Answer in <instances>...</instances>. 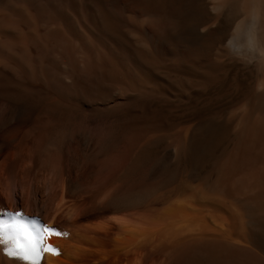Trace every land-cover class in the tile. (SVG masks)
Instances as JSON below:
<instances>
[{
  "label": "bare ground",
  "instance_id": "bare-ground-1",
  "mask_svg": "<svg viewBox=\"0 0 264 264\" xmlns=\"http://www.w3.org/2000/svg\"><path fill=\"white\" fill-rule=\"evenodd\" d=\"M195 3L0 0V224L27 229L4 233L0 264H264V0ZM213 51L250 81L169 142L189 177L108 185L156 176L134 174V135L110 148L111 118L157 126L151 104L185 96L179 75L210 81ZM44 227L59 235L25 259Z\"/></svg>",
  "mask_w": 264,
  "mask_h": 264
},
{
  "label": "rangeland",
  "instance_id": "rangeland-1",
  "mask_svg": "<svg viewBox=\"0 0 264 264\" xmlns=\"http://www.w3.org/2000/svg\"><path fill=\"white\" fill-rule=\"evenodd\" d=\"M193 1L196 2L197 5L198 4L201 5L202 1H204V0H198V1L193 0ZM207 17L208 16L206 15L205 19H208ZM209 18H210V16H209ZM222 18L223 17H220L217 20V22H216L215 33H218L219 31L224 30V28L226 26L225 20H224V18L223 19ZM213 52L214 53L213 54L211 53L210 58L211 57L213 58V59L211 58V62H212L211 66H212V68H214V70L210 67L211 71H209V74H210V72L212 73V71H214L213 72L214 74L212 73V76H214V77H212L210 75L211 76V77H209L210 81H207L206 79H204L205 82L203 80H199V79H202L203 77L198 75V74H193L195 76H191L192 74L188 75V76L187 75H184V76L179 75L180 78L178 76L176 80L179 79L178 80L179 83H181L183 81L182 85L185 86V84H186L185 87L189 89V91H187V89L184 88V91L185 90L187 91V93H185V96L183 95V93H181L179 96L177 95L172 100H171L172 97H170L169 99L167 98L168 100H170V101H168L166 99L168 102L166 100L165 101L161 100V102L160 101H158V102L154 101L151 104V108L153 107L152 111L153 112H155V111L159 112V113L155 112V113L152 114V118L153 119L158 120V118H160V121H158L160 123L159 124H158V122L155 123L156 125L158 124L157 126L151 127V126H154V125L147 124V123L143 122V124H147V126L146 125L144 126L142 124V122H138L139 121L138 119H134L132 116H128V115H124V117L122 116L123 118H121V116H120V118L119 117H117V118L115 117L116 120H115L114 117L111 118V121L113 120L112 125H111L112 126V128H111V132L112 133L111 134L114 135V133H115V135L112 136L113 138H112V141H111V144H110V148H113V149L119 148L120 146H122L123 144L126 143V142H124V141H127L125 139H127L128 137L130 138V137H132V135H134V137L130 138V139L135 141V143H134L135 144V146H134L135 151L134 152H136V153H135L134 157H135V162H136V160H138L136 164L139 163L138 165H135V166H137V170H134V174L137 175V176H143V175L145 176V173L148 174V173H152L153 172L152 173L153 175L152 174L151 175L152 176L156 175V176L154 178L155 182L151 181V180H150V182L148 180H140V181L131 180V183L129 184L130 181H126V182L123 181L124 183L122 181H110L111 184L109 182L108 185H113V186L116 185L117 187H119V185H117L119 183L120 184L119 188H121V187L123 188V186H125L124 184H126V186L128 185L127 187L126 186L124 187L126 189H130L129 187L132 185L131 189L134 190V191H138V190L139 191H145V190L149 189L151 185H154L155 183L159 184L158 182H161L160 180H162L163 177H164L163 174H167V173L178 171L177 172L178 175L176 174V177L179 176L181 178H184L186 176V178H187V176H188L187 173H188V169H189L188 167L189 166H188V164L186 166L185 159H183V161H182V158L179 159L178 160V161H180L179 162L180 164H179L178 161H173V158L169 154H167L166 150H167V147L169 145V142L172 141L175 138V136L181 132V130H179V129L184 130L186 128V126L188 127L190 124H192L193 122H195L197 120H200V119L206 118V117H210V116H215V115H227V114H230L232 112V110L234 109V107L242 100L243 95H244V88H245L246 84H248L249 81H250L249 74L248 73L246 74V71L242 68V66H240V65H233L232 66L223 56H221L220 54L216 56V54H218V53H215V51H213ZM218 56H220V58ZM213 64H215V65H213ZM213 66H216V67H213ZM196 75H198V76H196ZM181 76H182V78H181ZM186 76L187 77L190 76V78L187 79V81L185 79ZM193 77H194V79H193ZM195 77H199V78H197L198 82H197ZM180 80H182V81L180 82ZM201 81H202V83H201ZM189 82H190V84L191 83L192 84L190 86L189 85L187 86V84H189ZM163 101H164V103H163ZM155 108H157L158 110H156ZM154 114H156L155 117L157 115L158 116L155 118ZM172 115H173V117H172ZM128 117H129V120H128ZM130 119L134 120V122L137 120L136 122L138 124L139 123H141V124H139V126L137 125V123L135 124L134 122H133V124H131L132 122H130ZM153 119H152V122H155V120H153ZM124 121H128V123L130 125L127 122L124 123ZM120 122H122V123H120ZM115 123H116V125H115ZM120 124L122 125V127H121ZM149 125H150L151 128L150 127L147 128ZM171 125H173V126H171ZM128 128H130L129 131H128ZM115 129H116V131H115ZM150 129H152V130H150ZM140 131H142L143 133L140 132ZM137 132H138V134H137ZM144 132H145V134H144ZM136 135H138V136H136ZM139 135H141V136H139ZM152 135L155 136V137H153ZM161 138H162V140H161ZM121 140H124V141H121ZM139 140H140V142H139ZM147 140H149V143L147 142ZM120 142H122V143H120ZM136 143H138V144H136ZM143 143H145L146 145L143 144ZM117 144L120 145V146L118 147ZM148 144H150V145H148ZM114 145H115V147H114ZM147 147H148V149H147ZM151 152H153V153H151ZM140 162H143V163H140ZM175 162H176V164H175ZM140 168H142L144 170H142ZM147 170H149V171H147ZM207 171L208 170H205V171L202 170L200 173L203 174L204 172H207ZM157 173H160L162 175V177H161L160 174H157ZM179 173H180L181 176L179 175ZM196 173L198 175V171H196ZM196 173L195 174L193 173L195 175V177H196ZM193 174H192V176H194ZM192 176H191V179L195 178V177H192ZM158 178H159V180H158ZM156 180H158V181H156ZM86 182H87V185H88V183L90 181L89 182L86 181ZM92 182L93 181H91V183ZM99 182L100 181L97 182V185L99 184ZM112 182L113 183L115 182V183L113 184ZM141 182H144L145 184L143 183L141 185ZM95 183L96 182H94L93 184H95ZM93 184L92 185L89 184V185L95 188V186H97V185L93 186ZM133 186L136 187V188L133 189ZM144 186H146L145 189H144ZM152 197L153 196H151L150 198H152ZM149 200L152 201L153 199H149Z\"/></svg>",
  "mask_w": 264,
  "mask_h": 264
},
{
  "label": "snow or ice",
  "instance_id": "snow-or-ice-1",
  "mask_svg": "<svg viewBox=\"0 0 264 264\" xmlns=\"http://www.w3.org/2000/svg\"><path fill=\"white\" fill-rule=\"evenodd\" d=\"M7 230H11L14 233L19 234L21 231H27L26 226L20 224L19 222H14L11 224H0V242L4 240V233ZM41 232V236L38 240H30L25 246L22 247V251L24 252L25 259H33V255L38 256L39 251L41 250V246L44 244V233H48L50 235H59L55 230H50L47 227L43 229H39ZM43 251L51 252L55 254L56 250L51 246L47 245L43 247Z\"/></svg>",
  "mask_w": 264,
  "mask_h": 264
}]
</instances>
